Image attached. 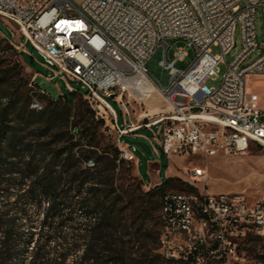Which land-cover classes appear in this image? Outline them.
<instances>
[{"label": "built area", "instance_id": "2783aa9c", "mask_svg": "<svg viewBox=\"0 0 264 264\" xmlns=\"http://www.w3.org/2000/svg\"><path fill=\"white\" fill-rule=\"evenodd\" d=\"M0 18L37 52L41 66L51 71L48 81L62 80L69 91V81L79 84L106 134L114 137L119 158L127 162L134 163L138 146L124 138L141 136L139 130L153 126L157 130L151 140L145 137L147 147L152 153L158 145L168 158L239 157L251 147L264 148V95L248 84L251 78L264 80V0H82L79 7L71 0H0ZM236 26L240 49L226 63L224 56L236 47ZM168 40L184 43L171 58L166 56ZM189 48L193 59L187 67H177ZM259 48V56L242 66ZM148 62L159 73L166 71V87L157 84ZM219 63L226 65L220 83L207 87ZM35 79L36 74L30 87ZM153 93L169 112L148 118L144 110L135 122L130 120L128 106L141 105ZM108 100L127 118L124 123L118 122ZM185 175V180L196 181L197 193L162 195L158 252L186 264H246L242 244L249 237H264V195L209 193L205 165L187 167ZM178 227H187V236H179ZM200 246L209 248V259H199Z\"/></svg>", "mask_w": 264, "mask_h": 264}, {"label": "trees", "instance_id": "16d2710c", "mask_svg": "<svg viewBox=\"0 0 264 264\" xmlns=\"http://www.w3.org/2000/svg\"><path fill=\"white\" fill-rule=\"evenodd\" d=\"M15 53L0 45V264H186L158 252L161 216H153L175 179L148 191L126 184L127 161L103 120L75 108L72 91L31 108L40 88Z\"/></svg>", "mask_w": 264, "mask_h": 264}, {"label": "rangeland", "instance_id": "374dc122", "mask_svg": "<svg viewBox=\"0 0 264 264\" xmlns=\"http://www.w3.org/2000/svg\"><path fill=\"white\" fill-rule=\"evenodd\" d=\"M82 0H71L72 4L79 7ZM255 32L257 43L260 44L262 41V28H261V10L257 9L255 14ZM233 40L236 43V47L228 51L224 56L226 63H229L240 49V30L236 26L234 28ZM166 56L171 58L176 48L184 46V43L180 40L166 41ZM7 44L15 50L13 59L16 60L22 66V72L25 78L29 81L32 76L36 74L35 83L39 86L43 93H38L42 97H36L34 91L30 92L33 95L31 108L39 110L46 104L47 98H57L61 94H68L69 90L65 85V82L57 78L48 81L45 77L51 75V71L41 66V58L37 52L27 43L24 42L23 37H20L16 28L10 23L0 18V45ZM160 47L159 50H161ZM211 51L214 54L219 53L218 47H212ZM261 53V49L254 51L242 64L246 66L251 63ZM22 54V55H21ZM28 57H31L34 61L33 66H29ZM194 57L193 49H187V57L183 61H179L176 66L179 68H185ZM24 58V61L22 60ZM152 61H157V57L153 56ZM150 74L155 78L157 84L166 87L167 82L165 80L166 71L157 70L156 66L152 65L151 62L147 63ZM226 70L224 63H219L216 67V76L207 79L205 84L207 87L215 88L219 85L222 75ZM249 86L254 89L261 96L264 95V80L261 83H257L255 78H251L248 81ZM68 86L71 87L75 92L73 102L75 108H91L87 100L84 98L83 90L76 82L69 81ZM157 99V100H156ZM150 99L145 100L141 105L137 103H131L128 108H132L130 120H135V116L144 110L148 112V118H155L154 113L167 114L169 112L168 105L160 97H156L154 103L156 109H149ZM113 109L115 110L118 122L124 123L127 118L122 115L119 107L111 100H108ZM154 112V113H153ZM147 122L148 119H143ZM157 130V126H153L151 130L141 129L138 133L141 136L128 135L124 140L130 142H142L149 145L146 140L152 139L153 132ZM105 132V131H104ZM106 134V132H105ZM107 135V134H106ZM114 142V137L107 135ZM157 151H153L150 155L146 154L141 148L137 147L134 152L135 160L133 162H125L122 169L123 175L125 176V183L129 184L134 190L140 189L142 191H148L151 188L159 185L158 182H163L165 178H173L175 182L164 186V192H179V193H190L189 187L196 190V181L185 180V170L190 166H206L209 178L205 188H210L211 194H218L220 192L230 193H244L250 197L263 196L264 195V148L251 147L249 152L239 157H212L206 160H202L196 156L188 158L171 157L168 158L161 153L160 147L156 145ZM182 182V183H180ZM198 187L201 189V185ZM46 205H43L39 211V215L36 217L38 223L41 220L42 211ZM160 215L159 206L155 212H153L154 219ZM35 231L38 232L37 226L35 225ZM241 256L245 259L246 264H264V237L259 241H253L249 244H242L240 248ZM207 259V258H205ZM71 263V259L67 261ZM207 264H215L213 262Z\"/></svg>", "mask_w": 264, "mask_h": 264}, {"label": "bare ground", "instance_id": "6f19581e", "mask_svg": "<svg viewBox=\"0 0 264 264\" xmlns=\"http://www.w3.org/2000/svg\"><path fill=\"white\" fill-rule=\"evenodd\" d=\"M156 97H159V96L153 93L149 98L150 100L148 104H149V109L151 110H154L157 108L154 103V100ZM178 234L179 236H187V227H178ZM198 256H199V259H205V258L209 259V248H207V246H200L198 248Z\"/></svg>", "mask_w": 264, "mask_h": 264}, {"label": "water", "instance_id": "95a60500", "mask_svg": "<svg viewBox=\"0 0 264 264\" xmlns=\"http://www.w3.org/2000/svg\"><path fill=\"white\" fill-rule=\"evenodd\" d=\"M128 143L131 144V145L138 146L139 148H141L148 155L151 154L149 149H148V147H147V145L145 143H142V142H130V141H128Z\"/></svg>", "mask_w": 264, "mask_h": 264}, {"label": "crops", "instance_id": "0c3cea01", "mask_svg": "<svg viewBox=\"0 0 264 264\" xmlns=\"http://www.w3.org/2000/svg\"><path fill=\"white\" fill-rule=\"evenodd\" d=\"M159 182H160V181H159ZM159 182H158V183H159ZM205 189H206L209 193L211 192L209 187H208V188H205ZM220 193H229V192H220Z\"/></svg>", "mask_w": 264, "mask_h": 264}]
</instances>
